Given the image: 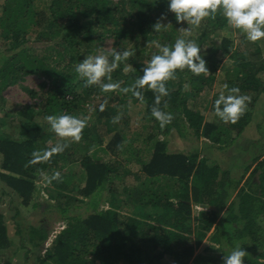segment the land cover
Listing matches in <instances>:
<instances>
[{
    "label": "trees",
    "instance_id": "1",
    "mask_svg": "<svg viewBox=\"0 0 264 264\" xmlns=\"http://www.w3.org/2000/svg\"><path fill=\"white\" fill-rule=\"evenodd\" d=\"M47 1V10L39 11L34 10L33 0L4 2L0 33L8 40L5 51L9 54L0 57V91L22 75L36 73L49 79V88L46 82L41 85V89L47 87L43 114L86 118V126L79 141L58 142L66 145L63 151L38 160L33 153L57 144L50 142L56 134L45 132L40 123L32 122V111L28 109L24 114L28 120L19 128L18 138L0 130V167L4 171L0 172V178L24 205L37 207L33 178L43 172L50 176L59 162L77 164L80 169L77 181H72L71 172L70 180L61 175L59 180L50 182L57 193L53 198L59 205V197L73 195L75 201L81 199L91 210L85 216H67L63 228L44 248L42 255L36 257L37 264H184L193 256L195 246L209 233L210 240L226 252L241 243L247 253L242 258L244 264H261L254 256L264 255V159L257 162L259 154L253 151L254 145L239 148L250 154L251 162L256 163L251 174L259 170L257 180L250 178L245 187H239L240 178L232 177L229 170L221 169L216 163L208 164L205 158L197 160L194 151L186 154L170 151L165 137L154 142L148 159L139 152L154 137L168 136L174 129L180 134L185 132L183 129L191 130L196 139L203 137L220 149L233 144L254 118L256 101L264 95V48L258 41L247 40L245 35L240 38L248 44L247 56L236 60L224 81L227 88L236 86L240 94L249 97L244 113L235 123H224L218 117L217 123L205 121L201 110L188 103L189 98L209 91L210 83L216 79V66L206 61L208 72L194 75L185 68L177 70L175 77L166 81L168 95L161 97L157 106L170 112L172 120L161 128L150 114L155 102L152 90L146 86L139 89L142 98H137L120 89L130 86L142 75L143 67L158 51L156 47L151 48L154 42L171 45L179 36L176 27L182 21L175 20L174 13L168 10L167 0H118L113 6L110 0ZM158 19L162 28L157 32L152 25ZM227 25L218 10L214 16L202 19L199 34L204 39ZM106 35L121 41L122 49L118 51L128 48L133 52L111 73V82L120 85L113 91L115 100L119 106L127 101L144 105L145 119L150 125L149 134L139 144L137 153L130 148L124 160L122 157V160H106L95 155L100 146L95 150L93 146L101 144L104 134L114 131L109 144L113 142L118 149L126 136L117 128L118 121H113L117 110L106 106L100 110L105 94L97 98L96 104L89 103L97 113L96 120H105L102 135L98 138L96 133H89L84 107L100 90L96 84L86 86L75 72V65L82 60L80 46L97 48L95 43ZM39 44L46 53H54L51 63L45 55L40 57L32 52ZM230 45V40L223 38L220 48L227 52ZM147 47L152 51H146ZM230 55H238L237 50ZM127 66L128 71L123 72ZM108 147L111 153L118 154L117 149ZM130 156L139 163L141 179L122 164ZM131 174L136 176L135 186L123 185L120 193L116 191L113 179L121 181ZM105 188L109 193L108 207L99 208ZM123 194L126 199L122 198ZM124 204H132L138 212L121 214ZM60 209L62 213L68 211V208ZM45 233L44 227L30 226L27 240L39 247L46 238ZM36 239L41 240L40 243ZM11 245L13 242L7 236L0 212V249Z\"/></svg>",
    "mask_w": 264,
    "mask_h": 264
},
{
    "label": "rangeland",
    "instance_id": "2",
    "mask_svg": "<svg viewBox=\"0 0 264 264\" xmlns=\"http://www.w3.org/2000/svg\"><path fill=\"white\" fill-rule=\"evenodd\" d=\"M6 0H0V13L2 11L3 4ZM118 0H110L112 6L116 4ZM32 6L35 11L47 10L48 1L47 0H33ZM120 8V6H119ZM165 25V23H163ZM190 27L192 29L189 39H193L200 45V51L203 54V58L207 62H213L216 66L215 81L210 83L209 91H203L199 93L195 98H189L188 103L192 106L193 104L199 108L204 116L205 121L218 122L217 116L213 108V101L215 95H219L222 91L227 94V89L225 88V80L231 72L236 60L241 58H246L248 53V44L242 41L244 34H239V30L231 28L229 25L223 27L222 29L210 33L204 39L201 38L199 32L200 27H193L188 25L187 22L182 21L180 26L176 27V33L180 36L182 28ZM241 33V32H240ZM199 35V36H198ZM200 37V39H199ZM223 38L230 40L231 45L227 52L223 51L221 46V41ZM246 38H244L245 40ZM259 45L264 48V38L257 40ZM98 47L85 48L83 45L80 46L79 51L81 52L83 59L86 55L99 54L100 52H111L113 49L116 51L121 50V41H116L111 35H106L98 43ZM38 45L37 48H32V52L36 55L43 57L44 55L49 59L50 63L54 56V53H46L43 47ZM8 46V40L3 37L0 33V57L5 54L8 55L9 52L5 51ZM150 47L146 48V51H150ZM155 48V46L151 47ZM47 50V48H46ZM237 50L238 55H230L232 51ZM152 51V50H151ZM125 69V68H124ZM127 72V71H123ZM206 73V72H205ZM101 81L106 82L104 77H101ZM43 82L48 84L49 79H45L36 73H28L22 75L17 81L13 83H8L0 91V96L3 98L0 101V130L8 133L13 138H18L19 128L26 121L27 117L24 115L25 112L30 109L31 121L40 123L43 130L53 132L50 130V126L46 121L45 117L47 114H43V104L45 98L47 97V87L41 89ZM98 93L91 97L88 103L85 105L86 116L89 120L88 130L89 133L102 135L101 131L105 125V120L102 122L96 120L97 113L95 110L89 106L90 102L94 104L97 103V98L100 95L105 94L104 101H101L107 109L117 110L118 129L121 134H124L126 138L123 140L120 149L116 148L118 145H110L111 135L114 131L106 133L101 138L100 145H94L95 150L98 146L100 148L95 152V155L104 158L106 160L119 159L124 160L128 155V150L133 148V152L137 153L139 150L138 146L141 144L143 139L149 134V122L145 119L144 105L136 104L131 101L125 102L122 106H119L115 100L116 94L114 90L104 91L99 84ZM114 91V92H113ZM112 92L114 94H112ZM101 93V94H100ZM254 118L245 127L240 136L236 137L233 144H230L226 148H218L214 144L210 143L207 139L200 137L196 139L191 130L186 131L183 134L178 133L175 129L170 132L168 136L154 137L150 142L141 148L139 155L148 159L150 155L148 151L153 147L154 142L157 139H162L165 137L168 141V148L172 152H182L184 154L194 151L193 153L197 155V160L205 158L208 164H218L221 169L229 170L232 177L240 178L239 187L242 185L245 187L248 180H257L259 175V170L254 171L251 174V169L255 166V162H251V155L246 152H241L240 147L246 148L247 146L254 145L252 147L255 154H259L257 162L264 159V95H262L257 101L254 107ZM28 120V119H27ZM94 132V133H93ZM234 136V135H233ZM98 138H100L98 136ZM63 140L71 141L70 137L61 138L57 134L52 137L50 142H61ZM130 144V145H129ZM123 145V146H122ZM129 145V146H128ZM108 146H112L113 149H117L118 154L111 153ZM104 147L105 150H101ZM143 150V152H142ZM90 152V151H88ZM137 154H134V156ZM118 156V157H116ZM122 157V158H121ZM127 161H123V166L130 172H136L138 178L141 179V171L139 170V163L129 157ZM245 166L250 168L246 170ZM59 171L61 175H65V180H70L68 175L73 173V180L77 181V174L80 172L79 166L77 164L63 165L59 162L54 169ZM0 172H4L3 168L0 167ZM45 176H48L45 172L33 178L35 186V200L38 202L37 207H32L30 205H24L21 199L16 196L13 190L6 186L5 182L0 178V212L3 216V221L7 227V236L12 240L14 247L0 249V264H37L36 257L42 255L44 248L52 241L55 234L63 228L68 219L67 216H73L76 214L86 215L88 210L86 204L81 202L79 199L75 201L74 196L71 197H59L57 201L53 198L56 197L57 193L55 188L51 183H45ZM81 178V176H80ZM136 176L126 175L121 181L116 178L113 179V184L116 185V191L119 193L122 191V186L132 187L135 186ZM81 182V181H80ZM83 185V183H82ZM236 193V192H234ZM102 197L100 198L99 208H107L108 204L106 198H108V189L105 188L102 191ZM234 197V194L231 198ZM123 199L127 196L123 194ZM87 200V199H85ZM60 208H68L66 213H62ZM138 212L137 208L132 204H124L121 208V214L131 215ZM223 211L220 212V215ZM30 226H39L46 229V238L40 243L41 240L36 239L37 243L41 245L36 247L32 245L27 239L29 235ZM210 233L201 240L197 246H195L194 254L186 262L191 264H223V258L227 254L226 250L219 248L217 243H213L210 240ZM256 257V258H255ZM257 262L264 264V255L254 256ZM185 262V263H186ZM184 263V264H185Z\"/></svg>",
    "mask_w": 264,
    "mask_h": 264
},
{
    "label": "clouds",
    "instance_id": "3",
    "mask_svg": "<svg viewBox=\"0 0 264 264\" xmlns=\"http://www.w3.org/2000/svg\"><path fill=\"white\" fill-rule=\"evenodd\" d=\"M168 10L174 13L177 22L185 21L193 27L199 26L203 18L214 16L219 10L226 19L227 24L243 33L247 40L255 42L264 38V0H167ZM163 17V14H162ZM152 28L160 31L162 23L158 19ZM192 29L182 28L180 36L169 44L156 43L158 51L151 55L142 75L134 82L120 90L124 93L131 92L133 96L142 98L139 89L145 86L155 94L154 105L150 108V114L164 128L171 123L172 114L162 110L161 97L168 95L166 81L173 79L177 70L187 68L192 74L199 75L208 72L206 61L200 51V45L195 40L189 39ZM133 55L131 49L125 48L122 51L113 49L111 52H100L99 54L86 55L75 65V72L84 80L86 86L99 84L104 91L114 90L120 87L119 82H111V73L123 61ZM111 57V61L109 60ZM129 66L124 71H128ZM104 77L108 82L101 81ZM227 94L221 92L213 101V108L216 116L224 123H235L244 113L249 97L240 94L238 87L227 88ZM222 106V107H221ZM104 105H100L103 110ZM167 107V102H165ZM46 121L52 130L59 137H70L73 141H79L81 133L86 126V118H80L71 114L47 115ZM119 120V116L113 121ZM66 145L57 143L43 152H34L38 159H48L51 155L63 151ZM61 174L54 171L50 176H45V183L52 180H59ZM247 255L241 248V243H236L223 258V264H244L243 257Z\"/></svg>",
    "mask_w": 264,
    "mask_h": 264
},
{
    "label": "crops",
    "instance_id": "4",
    "mask_svg": "<svg viewBox=\"0 0 264 264\" xmlns=\"http://www.w3.org/2000/svg\"><path fill=\"white\" fill-rule=\"evenodd\" d=\"M12 247H14V245H11L10 247H8V248H12Z\"/></svg>",
    "mask_w": 264,
    "mask_h": 264
},
{
    "label": "built area",
    "instance_id": "5",
    "mask_svg": "<svg viewBox=\"0 0 264 264\" xmlns=\"http://www.w3.org/2000/svg\"><path fill=\"white\" fill-rule=\"evenodd\" d=\"M185 264H191L190 262H186Z\"/></svg>",
    "mask_w": 264,
    "mask_h": 264
}]
</instances>
